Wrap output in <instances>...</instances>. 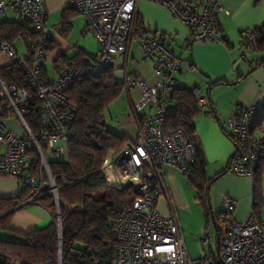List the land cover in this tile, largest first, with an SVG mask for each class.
Returning <instances> with one entry per match:
<instances>
[{
  "label": "built area",
  "instance_id": "built-area-1",
  "mask_svg": "<svg viewBox=\"0 0 264 264\" xmlns=\"http://www.w3.org/2000/svg\"><path fill=\"white\" fill-rule=\"evenodd\" d=\"M139 0H68V6L86 19L87 30L97 39L100 55L89 69L113 68L126 88L139 87L141 97L132 109L138 121V135L115 154L108 155L102 167L111 186L132 185L139 194L135 203L126 208L115 222L113 264H264V220L252 209L249 218L238 221L233 214L236 202L224 196L225 216L216 223L218 255L203 254L192 258L188 252L180 223L178 206L172 200L167 176L168 168L191 172L196 162V148L183 129L167 131L170 90L175 86L181 56L161 38L133 37V25ZM167 6L172 14L190 29L189 42H225L221 15L230 11L222 0H152ZM15 12L28 19L33 36L26 35L24 45L29 58H22L7 41H0V54L9 64L20 62L32 90L6 83L0 77V175L21 182L28 198L21 205L40 203L51 196L58 207L60 196L51 162L65 159L72 138L71 125L77 108L69 100L67 88L88 70L63 67L54 82L44 79L42 71L51 41L47 26L49 12L44 0H0V16ZM262 40L259 28L242 30L240 46L246 52L260 53ZM138 41L145 60L154 63L162 80L148 84L137 75L128 74L116 65L118 54L129 50ZM30 59V60H28ZM36 100L43 109L41 129L34 133L25 115ZM200 114L210 107L209 94L200 89L196 95ZM144 108L147 113L139 115ZM259 106L240 107L228 119L227 126L235 143L230 171L238 176L254 178L264 159V138L253 136ZM14 121L21 132L13 130ZM165 197L168 214L159 208ZM202 247L211 245V234L199 240ZM204 251V250H203ZM60 264H69L60 258Z\"/></svg>",
  "mask_w": 264,
  "mask_h": 264
},
{
  "label": "crops",
  "instance_id": "crops-1",
  "mask_svg": "<svg viewBox=\"0 0 264 264\" xmlns=\"http://www.w3.org/2000/svg\"><path fill=\"white\" fill-rule=\"evenodd\" d=\"M44 2L49 12L47 25L52 20V25L48 28L51 41L54 43V47L47 53L43 68L44 79L54 82L58 78L56 69L54 78L49 74L46 66L47 59L55 63L62 55L71 59L80 54L91 67L96 65L100 55V45L96 49L91 46L92 39L88 35L86 19L79 13H73L69 18V28L63 30L62 13L69 7L68 0H44ZM222 3L230 11L229 15H221L222 26L225 30V42L200 41L192 43L188 48L186 45L189 42L190 29L175 17L167 6L152 0H139L137 13L145 21L148 30L152 31L149 35L154 36L153 32H157L159 36H164L163 40L171 45L174 53L181 56L180 68L175 74L174 87H197L208 91L210 107L206 113L200 114L194 120V125L197 143L201 155L206 161V175L209 180H212L209 185L210 205L213 212L220 214L224 211V196H228L237 204L233 214L234 218L244 222L254 209L255 178L257 176L254 178L242 177L230 171L235 143L230 136L227 122L229 117L240 107L256 104L259 106V112L253 136L264 138V53L246 52L240 46L242 30L261 29L264 26V0H222ZM4 19L22 21L24 18L15 12H8L7 17L0 16V20ZM68 34L69 37H67ZM14 48L18 52L15 46ZM136 50L138 53L143 51L138 41L136 47L132 43L127 52L117 55L116 65L125 69L128 74L137 75L151 85L162 80V77L155 72L154 63L145 61L143 54H140L138 60ZM21 57L29 58V53ZM131 60L134 64L133 70H129ZM8 64V58L4 54H0V66ZM116 79L119 80L117 76ZM215 82L218 83L214 84ZM124 92L129 100V109H127L125 119L116 123L108 121L107 118L105 121L109 128L133 141L137 137L139 129L137 119L132 117V109L141 97V90L137 86L130 89L125 87ZM169 104L168 112L171 114L175 111V105L171 103L170 107ZM148 111V108H144L139 112V115ZM258 174L264 197V159ZM167 176L172 200L178 206V211L181 206L189 207L190 202L185 181H187L188 187L192 190L194 188L187 175L175 168H168ZM23 190L24 186L21 182L0 175V197H18ZM194 195L196 199V190ZM159 208L164 214H168V203L165 197L159 200ZM259 218L264 220V207ZM53 219V214L41 204H29L16 211L12 226L19 233H28L47 226ZM0 238L23 240L20 235L1 230Z\"/></svg>",
  "mask_w": 264,
  "mask_h": 264
},
{
  "label": "trees",
  "instance_id": "trees-1",
  "mask_svg": "<svg viewBox=\"0 0 264 264\" xmlns=\"http://www.w3.org/2000/svg\"><path fill=\"white\" fill-rule=\"evenodd\" d=\"M73 13L78 12L70 7L62 13L63 30L69 28V18ZM260 31V52L264 53V26ZM150 33L152 31L148 30L137 13L133 25L135 38L144 39L151 36ZM153 34L157 38H164L157 32ZM26 35L33 36L28 19L0 20V41H7L14 47L16 41ZM53 47L51 41L48 52ZM54 64L58 72L65 66L88 70L66 90L69 100L77 108L71 125L68 154L65 159H55L50 164L59 186L62 231L55 216L57 206L51 196L42 197L40 203L53 214V221L28 233H19L12 226L16 211L26 206L21 204L28 198V190L24 189L18 197H0V230L23 237L22 241L0 238V264H60V258L69 264H113L115 222L139 197L132 185L125 188L111 186L102 173L105 158L131 142L129 137L109 128L105 121L106 109L121 96L125 85L116 79L111 67L89 71L95 65L91 67L80 54L71 59L62 55ZM0 77L6 83L32 90L20 62L0 66ZM199 90L197 87L172 89L169 101L175 105V111L168 115L166 129H183L193 142L196 162L192 171L184 174L197 192L196 200L205 211L207 223L213 219L216 224L225 214H216L210 205L209 185L212 180L206 175V161L201 155L194 125V120L201 113L196 100ZM42 114L41 101L36 100L25 115L34 133L41 129ZM258 173L255 178L254 209L259 217L264 207V197Z\"/></svg>",
  "mask_w": 264,
  "mask_h": 264
},
{
  "label": "rangeland",
  "instance_id": "rangeland-1",
  "mask_svg": "<svg viewBox=\"0 0 264 264\" xmlns=\"http://www.w3.org/2000/svg\"><path fill=\"white\" fill-rule=\"evenodd\" d=\"M22 21H24V19ZM48 24L49 25L47 26L52 25V20ZM88 32H89L88 33L89 37L92 39L91 46L94 47L95 49L98 48L99 43L96 37L90 31ZM67 37H69V34L67 35ZM133 37L135 38L134 34H133ZM133 46L135 47L137 46V41H133ZM15 47L18 50L19 55L21 56L28 55V51L25 48L23 39L20 38L18 41H16ZM94 52H96V50H94ZM142 52L140 51V53H138V51L136 50V54L138 53V60L140 58V54H143L142 56H143V59L145 60L144 53ZM46 66H47V69L49 70V74L52 76V78H54L55 68H54L53 61H51L50 59H47ZM133 67H134L133 60H131L129 63V70H133ZM169 105L170 107L172 106L171 103ZM127 109H129V100H128L126 92H124L121 94V96L117 100L112 102L109 105V107L106 109L105 118H107L108 121H111V122L114 121V123H116L119 120H124L125 119L124 117L126 116L127 111H128ZM9 124L12 126L13 130H15L16 132H21V129L14 121H9ZM185 182H186L185 187L187 188V196L190 202L189 203L190 206L189 207L181 206L178 213H179V217L182 223L181 224L182 228L184 229L187 248L189 250L190 256L192 258H198L202 256L203 254L217 256L218 255V233H217L216 224L213 221V219H211L210 222L207 223L206 217H205V211L198 204V202L196 201L194 197L195 190L193 189L194 190L193 192L192 188L188 187L187 181ZM57 210H58V207H57ZM57 212L55 216L57 220H59ZM207 233L211 234V245L210 246L207 245L205 246V248H203L199 240L202 236L206 235Z\"/></svg>",
  "mask_w": 264,
  "mask_h": 264
},
{
  "label": "water",
  "instance_id": "water-1",
  "mask_svg": "<svg viewBox=\"0 0 264 264\" xmlns=\"http://www.w3.org/2000/svg\"><path fill=\"white\" fill-rule=\"evenodd\" d=\"M59 224H60V231H62V222H61V216H60V221H59Z\"/></svg>",
  "mask_w": 264,
  "mask_h": 264
}]
</instances>
